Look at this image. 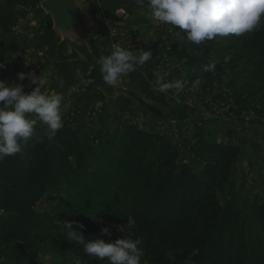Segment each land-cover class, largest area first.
<instances>
[{
	"label": "rangeland",
	"instance_id": "rangeland-1",
	"mask_svg": "<svg viewBox=\"0 0 264 264\" xmlns=\"http://www.w3.org/2000/svg\"><path fill=\"white\" fill-rule=\"evenodd\" d=\"M8 1L12 4L10 9L20 11L22 18L11 32L0 31V63L5 65L0 69V80L21 83L24 91L30 93L36 85L29 86L27 79H18V74L29 73L33 64L27 53V41L23 39L25 42L20 43L24 46L18 47L10 45L12 42L5 39H15L21 33L19 28L24 27L29 32L24 37L33 41L36 36L31 32L34 30H29L30 26L35 27L36 34L50 33L52 23L39 4L23 8L15 4V0ZM91 2L98 28L102 27L106 33L108 28V47L111 51L113 44L134 51H151L158 65L164 70L171 68L169 73L182 80H185L187 70L177 53L181 51L195 56L201 65V84L197 90L186 86L179 96H164V101L159 103L143 98L138 91L140 89L133 91L121 77L118 86L112 89L124 97L130 95L134 101L122 113L113 111L103 116V108L98 105V110H95V105L92 111L100 112L101 117L94 116L93 123L91 118L85 122L78 120L75 110L69 111L68 116L61 112L79 136L81 154L77 159L70 160V168L61 173L57 184L50 187L33 208L31 220L41 224L51 223L57 238L55 244L43 246L42 254L26 264H74L76 259H80L81 264H107L106 260H95L84 254L82 246L68 235L64 222L73 223V230L82 233L87 240L96 237L109 242L108 236L100 234L101 228L109 227L112 241L124 238V234L116 232L115 228L126 225L129 217L135 220L129 237L142 238L143 241L141 264H152V260L156 261L160 254H164L165 261L179 264L176 261L172 263L175 251L181 244L190 245L193 242L190 235L185 236L184 228L180 227L182 230L176 235L178 222H173L163 229L159 225L148 228L149 234H146L142 229L152 219L145 218L138 210L127 211L129 204L131 207L138 205L141 210L152 207L142 204L146 197L141 174L148 175L149 162L158 156L163 147L176 149L198 177H202V170L207 164H216L224 171L213 191L201 202L209 210L199 223L220 228L223 232L225 230L222 243L232 246L229 250L224 247L219 250L207 248L203 261L210 262L222 256L218 264H264V18L256 30L241 37H217L196 45L178 30L154 23L148 12L147 0H143L142 4L138 0ZM148 26L150 28L146 30ZM102 30L93 39L94 42L104 35ZM147 37L151 41L148 44L145 43ZM128 38L134 40L127 42ZM42 50L39 48L37 51L38 57L44 55ZM225 56L231 57L227 64L224 63ZM214 62V72L203 71L205 66ZM94 64L100 68L97 63ZM89 83L91 80L86 82V86ZM50 88L48 83L46 91L49 93ZM63 106L64 103L61 108ZM153 109L160 111L161 115H154ZM37 124L45 126L38 120ZM197 131L202 132L209 142L239 148V156L231 160L226 156L196 153L193 145ZM145 134L149 136L146 144L134 149V140ZM122 151L126 156L119 162ZM158 209L161 210L160 207ZM228 214L231 219L227 218ZM11 217L14 218V215L0 210V218L12 226L13 222H9ZM98 221H103V224ZM204 234L205 230L201 227L195 235L201 239ZM210 234L214 240L217 232L212 230ZM14 245L1 247L0 263L7 261ZM223 251L227 253L223 254ZM196 254L194 249L185 253L182 264H199L195 260ZM179 255L181 251L176 258Z\"/></svg>",
	"mask_w": 264,
	"mask_h": 264
},
{
	"label": "trees",
	"instance_id": "trees-1",
	"mask_svg": "<svg viewBox=\"0 0 264 264\" xmlns=\"http://www.w3.org/2000/svg\"><path fill=\"white\" fill-rule=\"evenodd\" d=\"M40 2L41 0H15V4L23 8L33 7ZM11 6L10 1L0 0V31L5 33L11 32L22 18V13L10 9ZM177 57L184 63L187 70L185 81L189 82L187 86H191V82L200 79V61L195 56L185 55L181 51L177 53ZM62 118L64 127L55 137L48 134L46 125L43 127L36 124L34 134L22 152L0 161V210L14 215L9 221L13 222L12 226L0 218V249L5 245L16 244L12 247L7 261L0 264H26L42 254L43 246L55 244L57 234L52 231L51 223L41 224L31 220V214L46 191L57 184L61 173L70 168V160L77 159L81 154L79 136L70 127L67 118L64 115ZM148 137L147 134L138 136L134 140V149L145 145ZM195 139L193 150L198 154L226 156L231 160L239 156V148L209 142L200 131H197ZM124 153V151L120 153L119 162L124 160L126 156ZM148 168V175L141 174L144 178L142 185L146 197L142 204L146 203L152 207L141 210L138 205L131 207L129 204L127 208L129 212L138 210L145 218L152 219L151 223L142 229L143 233L149 234L148 228L159 225L163 229L170 223L178 222L175 234H179L182 227L186 232L185 236L190 235L193 242L190 245L181 244L178 249L181 255L176 258L180 251H175L172 263L176 261L182 264L183 255L194 249L197 253L195 260L199 264H218L222 256L205 262L203 261L205 257L202 258L203 253L207 248L219 250L224 247L229 250L232 245L222 243L225 230L223 232L220 228L200 224L199 221L209 210L201 202L213 191L216 181L224 172L223 169L216 164H207L202 170V177H198L181 159L179 152L172 147H163L158 156L149 162ZM227 218L231 219L230 214ZM59 220L62 221L63 218L60 217ZM201 227L205 234L199 239L195 234ZM212 230L217 232L214 240L210 236ZM146 234L145 237L148 236ZM207 244L209 246H206ZM147 253L150 254V251L147 250ZM226 253L223 251V254ZM163 255L160 254L156 261L152 260V264H171L165 261Z\"/></svg>",
	"mask_w": 264,
	"mask_h": 264
},
{
	"label": "clouds",
	"instance_id": "clouds-1",
	"mask_svg": "<svg viewBox=\"0 0 264 264\" xmlns=\"http://www.w3.org/2000/svg\"><path fill=\"white\" fill-rule=\"evenodd\" d=\"M138 2L142 4L143 0ZM147 8L154 23L178 30L196 45L217 37H241L256 30L264 18V0H147ZM112 49L109 55H102L96 63L100 66L103 82L113 88L118 86L121 77L145 65L153 55L151 51H134L119 44H113ZM230 60V56L224 57L225 64ZM4 67L0 63V69ZM215 68L214 62L205 66L203 71L214 72ZM18 79H27L29 86L36 87L26 93L23 84L0 80V161L22 152L34 134L37 120L47 126L51 137L64 127L61 114L63 96L46 91L49 83L47 76L43 72L41 75L19 73ZM155 83L159 92L172 91L179 96L189 82L182 79L168 82L164 75L156 74ZM59 84L63 86L62 79ZM200 84L201 80L197 78L191 82V87L197 90ZM98 223L103 224V221ZM134 226L135 220L131 217L126 225L117 226L115 231L123 233L124 238L115 241L110 239L109 227H102L100 234L109 237V242H105L96 237L87 240L82 233L73 230V223L64 222L68 235L82 246L84 254L95 260H106L107 264H141L144 256L142 238L133 239L128 235ZM79 227L83 228V225ZM74 264H81L80 259L74 260Z\"/></svg>",
	"mask_w": 264,
	"mask_h": 264
},
{
	"label": "crops",
	"instance_id": "crops-1",
	"mask_svg": "<svg viewBox=\"0 0 264 264\" xmlns=\"http://www.w3.org/2000/svg\"><path fill=\"white\" fill-rule=\"evenodd\" d=\"M92 2L90 3V0H88V7L93 12ZM92 14L95 15V12ZM145 28L148 30L150 26ZM102 29L103 28L101 27L99 31ZM19 30L21 33L18 34L15 39L10 40L6 38L5 40L9 43L12 42L10 45H18V47L24 46V44L21 43L27 41L25 43L28 45L27 53L29 58L33 60V64L29 70H31L30 72H35L36 75H41L42 72L45 75H52V77H48V79H51V81H49L51 87L50 92L59 93L63 96L62 104L64 103V106L61 108L63 109L61 110V112L63 111V114L68 116L69 111L75 110V113L78 114V120L85 122L91 118L90 122H93L94 116H106V114L109 115L108 112L113 111L120 114V112H123L124 108H128L133 104L134 101L132 100V97L130 98V95L129 97H124L121 93H115L112 87H109L103 82L100 68L94 64L102 55H109L111 53V50L108 47V44L110 43V40L108 39V28L106 29L107 33L102 30L104 35L100 36L95 42L92 41L91 54L83 48L75 47L71 42L58 41L50 33L36 34L33 25L29 27V30H34L31 32L36 36L33 41L27 40V38L24 37L29 33L27 32V29L21 27ZM23 39L25 41H23ZM145 39H147L145 43L148 44L151 42L148 41V37ZM132 40L134 39L128 38L127 42ZM39 48H41V50L43 49L42 51L44 55L41 57L37 56ZM137 69L139 70L122 77L128 82L130 88H133V91H136L138 88L140 89L138 91L143 98H149L159 103L164 101V96H174L172 91L164 93L159 92L155 83L156 74L164 75L165 80L168 82L176 80L175 76L169 73V69L171 68L168 67L164 70L162 66L158 65V60L152 58L150 61L146 62L145 65L140 66ZM77 70H79V75H77ZM60 79L63 80L62 87L59 84ZM89 80H91V83L86 86V82ZM70 97L72 99H70ZM67 98L69 99L67 100ZM138 101L142 105H145L141 99H138ZM95 105L97 106L95 110H98L99 105L100 108L104 109V111L102 109V113L104 114L100 115V112L94 113L95 111H92V109L96 107ZM152 111L154 115L159 116L160 111L158 112L156 109H153Z\"/></svg>",
	"mask_w": 264,
	"mask_h": 264
},
{
	"label": "water",
	"instance_id": "water-1",
	"mask_svg": "<svg viewBox=\"0 0 264 264\" xmlns=\"http://www.w3.org/2000/svg\"><path fill=\"white\" fill-rule=\"evenodd\" d=\"M39 7L51 19L50 34L60 42L92 51V41L99 28L88 0H42Z\"/></svg>",
	"mask_w": 264,
	"mask_h": 264
}]
</instances>
